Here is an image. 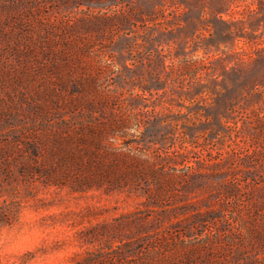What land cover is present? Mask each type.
Segmentation results:
<instances>
[{
  "label": "rangeland",
  "instance_id": "374dc122",
  "mask_svg": "<svg viewBox=\"0 0 264 264\" xmlns=\"http://www.w3.org/2000/svg\"><path fill=\"white\" fill-rule=\"evenodd\" d=\"M99 250L264 264V0H0V264Z\"/></svg>",
  "mask_w": 264,
  "mask_h": 264
},
{
  "label": "trees",
  "instance_id": "16d2710c",
  "mask_svg": "<svg viewBox=\"0 0 264 264\" xmlns=\"http://www.w3.org/2000/svg\"><path fill=\"white\" fill-rule=\"evenodd\" d=\"M109 254L103 250L95 252H86L84 254H78L76 257V264H107ZM122 252L113 251L112 259L117 264H143V262H137L135 260H128V258H122ZM146 262V261H145ZM170 264V263H169Z\"/></svg>",
  "mask_w": 264,
  "mask_h": 264
}]
</instances>
